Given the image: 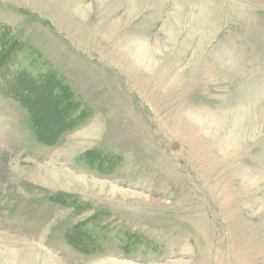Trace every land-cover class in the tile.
Listing matches in <instances>:
<instances>
[{"label": "rangeland", "instance_id": "374dc122", "mask_svg": "<svg viewBox=\"0 0 264 264\" xmlns=\"http://www.w3.org/2000/svg\"><path fill=\"white\" fill-rule=\"evenodd\" d=\"M0 264H264V0H0Z\"/></svg>", "mask_w": 264, "mask_h": 264}]
</instances>
